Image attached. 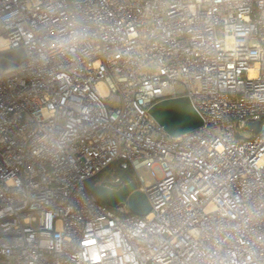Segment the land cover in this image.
I'll return each instance as SVG.
<instances>
[{"label": "built area", "instance_id": "2783aa9c", "mask_svg": "<svg viewBox=\"0 0 264 264\" xmlns=\"http://www.w3.org/2000/svg\"><path fill=\"white\" fill-rule=\"evenodd\" d=\"M15 49L0 264H264V0H0ZM178 96L203 125L172 138L148 110ZM115 163L147 215L88 192Z\"/></svg>", "mask_w": 264, "mask_h": 264}, {"label": "water", "instance_id": "95a60500", "mask_svg": "<svg viewBox=\"0 0 264 264\" xmlns=\"http://www.w3.org/2000/svg\"><path fill=\"white\" fill-rule=\"evenodd\" d=\"M0 57L2 70L9 69L25 60L22 49L4 52L0 54ZM148 113L156 124L172 138L180 137L203 125L200 115L187 96L160 100L149 108ZM248 126L257 131L259 123L252 122ZM107 183L119 185V187H110L106 185ZM94 194L99 202L106 205L120 208L126 203L129 212L138 216L147 215L151 209L146 195L136 190L135 181L129 173L105 176L95 186Z\"/></svg>", "mask_w": 264, "mask_h": 264}, {"label": "trees", "instance_id": "16d2710c", "mask_svg": "<svg viewBox=\"0 0 264 264\" xmlns=\"http://www.w3.org/2000/svg\"><path fill=\"white\" fill-rule=\"evenodd\" d=\"M111 166H112V165H111ZM111 166H110V167H111ZM117 166H118V164H117ZM110 167H108L107 169H105L103 172H106V173L109 172ZM118 169H119V166H118ZM118 171L121 172V173L126 172V173H129L130 175H133L132 171H130V170L124 171V170L119 169ZM103 172H102V173H103ZM102 173H100V174H102ZM96 178H97V176L94 177L92 180H90V181L87 183V185H86V188H87L88 192H89L90 194H93V195H95V194H94V188H93L92 186H93V185H97V184L99 183V180H97Z\"/></svg>", "mask_w": 264, "mask_h": 264}, {"label": "flooded vegetation", "instance_id": "af4514ba", "mask_svg": "<svg viewBox=\"0 0 264 264\" xmlns=\"http://www.w3.org/2000/svg\"><path fill=\"white\" fill-rule=\"evenodd\" d=\"M111 174L112 175H117V174H121V172H119L118 170H115L112 173L103 172L102 174L97 175V178L96 179L99 180V182H100L105 176H110ZM131 177H133V175H131ZM106 185L107 186H110V187H114V188H118L119 187V185L117 186V185H113V184H110V183H107Z\"/></svg>", "mask_w": 264, "mask_h": 264}, {"label": "rangeland", "instance_id": "374dc122", "mask_svg": "<svg viewBox=\"0 0 264 264\" xmlns=\"http://www.w3.org/2000/svg\"><path fill=\"white\" fill-rule=\"evenodd\" d=\"M115 170H119L118 169V166H117V163H115V164H113L111 167H110V169H109V173H112L113 171H115ZM141 173V175L143 176V178L146 180V181H148V180H150L151 178H150V176L147 174V173H142V172H140ZM112 175V174H111ZM95 186L96 185H93L92 187L93 188H95ZM124 210H121V212H123Z\"/></svg>", "mask_w": 264, "mask_h": 264}]
</instances>
